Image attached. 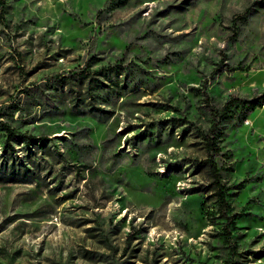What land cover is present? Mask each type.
Instances as JSON below:
<instances>
[{
  "label": "rangeland",
  "instance_id": "obj_1",
  "mask_svg": "<svg viewBox=\"0 0 264 264\" xmlns=\"http://www.w3.org/2000/svg\"><path fill=\"white\" fill-rule=\"evenodd\" d=\"M105 1L0 0V122L46 137L0 171V264H264V105L222 123L232 247L192 189L212 110L264 89V0Z\"/></svg>",
  "mask_w": 264,
  "mask_h": 264
},
{
  "label": "trees",
  "instance_id": "obj_2",
  "mask_svg": "<svg viewBox=\"0 0 264 264\" xmlns=\"http://www.w3.org/2000/svg\"><path fill=\"white\" fill-rule=\"evenodd\" d=\"M124 1V0H123ZM112 0H106L104 2V8L110 9ZM249 10L246 9L243 15L239 16V19L246 20V16ZM222 65V61L220 62ZM117 66H110L98 70V73H103L106 76H109V71H119ZM88 68L86 66L81 67L76 73H73L74 78L77 80V84L69 79L60 78L61 82L67 84L66 90V100L72 108L79 107L81 105L88 106L90 110L100 109L96 106L95 102L92 99L87 100L85 93L81 92V82L88 77V88L92 84L95 87L99 88L104 86L102 82L98 81L92 75H89ZM100 73V74H101ZM63 86V85H62ZM87 93V92H86ZM91 94H89L90 96ZM94 97V95L90 96ZM207 99V98H206ZM264 105V89L252 95L251 97L239 96L235 93H231L226 100L220 105V107L212 110L213 116L211 124L208 129L203 133V143L206 151V156L201 159H194V165L197 169L205 170L207 175L208 182L201 184L198 187H193L194 191H201L203 194V204L206 203L209 199H213L215 202V217L222 218V235L227 243H230L231 247V227L234 225V214H232L229 209V201L227 196L228 188L223 181L222 173L217 165L216 156L219 153V142L225 135V131L222 123L228 120L229 117L235 118V125L241 124L244 119L248 117L256 108ZM0 128L3 129V151L5 154H8L4 162L0 163V171L8 172L9 174L20 172L26 174L29 168L24 164L23 167H20V162L17 163L16 160L11 156V153L14 152L15 147L13 142H21L24 145H30V143L36 144L39 146H44L43 139L46 138L43 135H34L27 132H19L13 127L9 126L7 123L0 122ZM9 156L11 158L9 159ZM207 192H210L207 194Z\"/></svg>",
  "mask_w": 264,
  "mask_h": 264
}]
</instances>
